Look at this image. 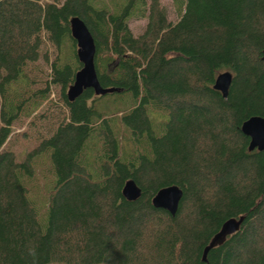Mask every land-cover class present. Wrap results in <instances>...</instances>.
I'll return each instance as SVG.
<instances>
[{"label":"trees","instance_id":"trees-1","mask_svg":"<svg viewBox=\"0 0 264 264\" xmlns=\"http://www.w3.org/2000/svg\"><path fill=\"white\" fill-rule=\"evenodd\" d=\"M172 3L175 21L159 0H0V264H30L28 247L40 264H264V149L240 131L264 118V0ZM72 16L93 38L99 85L117 90L67 99ZM130 18L145 20L139 32ZM224 71L223 97L212 85ZM17 138L34 142L20 160ZM172 184L174 215L151 204Z\"/></svg>","mask_w":264,"mask_h":264},{"label":"water","instance_id":"water-1","mask_svg":"<svg viewBox=\"0 0 264 264\" xmlns=\"http://www.w3.org/2000/svg\"><path fill=\"white\" fill-rule=\"evenodd\" d=\"M69 34L75 42V55L80 67L73 75L72 83L66 89V97L73 100L80 95L83 89L91 88L95 94H105L117 90L116 88H102L96 77L94 69L95 46L93 38L84 22L77 16L69 18ZM261 59H264V48L261 50ZM231 80L229 72L224 71L214 79L212 87L219 91L224 97ZM240 131L248 137L247 149H264V118L260 116H250L240 125ZM181 190L176 185H168L159 188L151 197V204L155 208H161L170 215H174L177 209ZM121 195L129 201L135 200L140 195V188L132 179L124 181L121 187ZM242 216L237 219L229 218L225 220L219 231L209 241L202 250V261H205V253L209 247L221 242L225 235L234 232L241 222ZM205 264V263H204Z\"/></svg>","mask_w":264,"mask_h":264},{"label":"rangeland","instance_id":"rangeland-1","mask_svg":"<svg viewBox=\"0 0 264 264\" xmlns=\"http://www.w3.org/2000/svg\"><path fill=\"white\" fill-rule=\"evenodd\" d=\"M160 5L163 7L166 19L169 21H175L178 17V13L174 7V4L172 3V0H159ZM145 20L144 19H138V18H130L128 20V27L131 29L132 32L136 33L139 32L143 25H144ZM51 97V95H50ZM122 108V105L120 104V107ZM158 120H155L157 122ZM23 126H17L13 125L12 131H20ZM123 130L119 128L118 130V135L121 138L120 142H122V145L128 146V140L122 138ZM34 145V142L32 141H27L24 139H16L12 144L11 147L13 148V151L16 153V159L20 160L21 159V154L31 148ZM46 159L45 158H37L36 162L40 166L45 167L46 166ZM37 173H38V179L36 178V211L41 214L44 210V192L46 191V188H48V183L47 181L42 177V173L40 171V167L37 166ZM54 175L51 174V177ZM47 178H50L49 174L46 175ZM37 185L42 186V188L39 190L37 188Z\"/></svg>","mask_w":264,"mask_h":264},{"label":"clouds","instance_id":"clouds-1","mask_svg":"<svg viewBox=\"0 0 264 264\" xmlns=\"http://www.w3.org/2000/svg\"><path fill=\"white\" fill-rule=\"evenodd\" d=\"M27 257L30 258V264H40V255L35 247L27 248Z\"/></svg>","mask_w":264,"mask_h":264}]
</instances>
